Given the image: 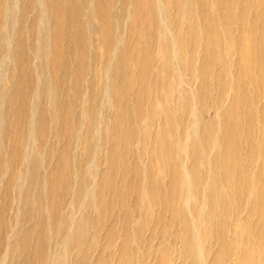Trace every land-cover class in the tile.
Wrapping results in <instances>:
<instances>
[{
  "label": "bare ground",
  "instance_id": "6f19581e",
  "mask_svg": "<svg viewBox=\"0 0 264 264\" xmlns=\"http://www.w3.org/2000/svg\"><path fill=\"white\" fill-rule=\"evenodd\" d=\"M1 3L2 0H0V9ZM45 6L43 11L48 14L45 23L49 29L47 40L51 39V41L44 45V51L38 47L36 49L39 55L38 65L43 70L44 76L46 75L44 81L48 82L54 91H50V87L41 88L37 99L38 109L28 123L32 124L38 140H44L40 138L45 132L48 137L55 139L57 156L52 165L48 162V155L40 157L33 151L27 157L29 163L25 166L23 175L28 176L30 183L33 184L32 188H37L38 193L30 195L27 194L28 188L23 189L21 198L25 201L26 213L27 215L30 213L33 225L19 228V220L17 221L15 229L17 238L4 249V258L0 259V263L105 264L118 252L117 264H125L126 261L127 264H146L150 255L151 237L145 236L144 232L154 231L157 227L162 230L166 225L179 223L182 225L184 235L183 243L178 249L180 264H203V258L207 259L210 255V264H223L218 259L223 257L226 250L232 252L233 262L230 264H264L262 237L264 233V92L260 96L264 88V0H254V2L212 0L215 18L208 16L203 24H197L195 28L191 25L185 33V38L183 30H180L173 45L174 56L180 62H189L190 77L193 79L197 77L196 94L193 99L195 104L201 103V110L193 118L198 122L203 142L199 147L195 140L189 141L191 147H198L194 158L199 152L207 149L211 142L210 134L215 125L218 127L217 122L214 124L204 118L203 114L207 109L217 110L220 128L223 124L226 126L224 129H219L217 142L221 148L210 155L208 166L203 167L201 174L195 179L184 174L188 181L197 186L202 181L203 173L206 179H210L209 186L204 188L200 196L198 195L203 207L208 209L200 220L198 237L203 243L201 236L206 240L212 238L213 245L218 247L214 253L209 249L204 251L192 240L188 232L191 226L190 210L184 212L168 204L154 210L163 196L171 198L174 194L177 165L171 155V141L175 136V125L170 114L171 106L167 105L163 96L155 95L152 107L147 110L143 108L142 102L148 98L143 92L146 91L145 86L150 90L149 66L152 58L148 50L153 43L151 40H143V34L136 38L132 34L128 35L127 38H130L132 45L117 51L112 65H109V85L113 87V92L108 94L112 109L108 114L106 131L108 141L104 156L106 168L94 180L89 192L70 200L74 209L81 208L77 211L74 228H71V231L68 228L72 234L68 236L69 243L67 246L60 244V234L65 233L69 223L57 216L59 207L65 196L73 189L81 193L86 187L85 180L73 182L69 174L71 151L67 138L73 135L71 124L65 116L68 94L64 92L63 87L56 88V85L65 77L74 80L72 92L74 96L79 97L80 73L89 68L88 78L94 82V74L98 72L96 61L98 56L97 52L93 51L94 47L92 51H87L82 44L83 32L80 28L82 22L75 17L77 3L62 4L59 0H45ZM24 9L23 7L20 10L23 12ZM17 10L18 27L13 34V41L18 53L16 64L7 68L6 72H9V79H13L12 87L17 90L19 101L23 102L25 96L26 102L27 91L24 88L27 83L26 66L19 62V48L24 49L23 37L21 39L20 33L22 14L19 7ZM218 10L225 14L220 21L219 18L217 19ZM103 36L108 44V47L104 45L105 54H110L109 36L106 32ZM200 38L201 43L198 42ZM202 42L200 53L204 56L199 57L196 64V54L193 51L195 47L199 49ZM44 55L48 61H45ZM230 59L232 62L229 65ZM214 62L219 64V69L216 71L212 68ZM227 73L231 76L230 96L226 106L220 108ZM211 77L214 78V83H211ZM155 82L163 85V78ZM135 86H139L142 91L136 93ZM211 90L216 93L215 99L207 98V93ZM124 91L127 93L126 97ZM85 95L87 98L85 114L88 118H92L97 113L95 107L97 98L92 92H85ZM8 102L9 100L5 101V106ZM135 103L137 104L133 105ZM158 106L159 108L156 109ZM185 107L186 105H183V108ZM24 108L25 106L19 110V115L15 118L17 128L19 122L24 123L26 120L21 114ZM54 117L59 118L57 124L54 122ZM143 118L150 123H159L154 135L148 134L145 130H141V133L143 141L150 145L151 166L158 160L163 170L169 173L170 181L166 188H162L158 180L147 179L131 164H127L124 157L126 145L133 137L131 131H128L129 127L135 122L144 120ZM100 119L106 120L103 113ZM51 121L54 122V126H58L52 135L48 127ZM254 123L262 125L260 128L262 135L251 138L250 131ZM120 127L123 129L117 131L116 128ZM0 131L6 136L9 134L10 126L3 121ZM56 137L67 141L65 147ZM119 139L124 146L121 151L116 152L112 143ZM83 144L84 153L88 152L90 145L86 141ZM44 145L52 146L53 142H46ZM245 148L246 152L243 156L241 152ZM255 155H260L261 162L256 167L254 180H251L246 175L245 168L251 165ZM3 160L5 159L0 152V171ZM45 166L48 170L41 175L39 170ZM118 171L123 173L121 179L115 178L118 176ZM3 174L2 170L0 175ZM9 177L12 178L11 174ZM156 183L158 185H155ZM39 187H42L43 191L39 190ZM139 189L142 194L146 191L147 200L153 205V210L147 209L133 223L130 200ZM190 198L196 201L195 196L190 195ZM111 204L115 209L105 210V205ZM43 209L48 212L46 215L51 220L41 215ZM235 209L239 215H245L241 230L229 224L230 213ZM165 213L168 215L167 219L162 218ZM116 222H120L121 225L115 226ZM5 223L0 212V236L3 228L6 231ZM251 233L254 235L253 240L250 238ZM173 235L178 234L175 232ZM116 237L120 238L121 244L115 248L113 241ZM140 246H146V250L135 252ZM95 252L97 256L94 257ZM155 253L157 264H170L169 252L162 243ZM52 254L58 256V259L55 260Z\"/></svg>",
  "mask_w": 264,
  "mask_h": 264
},
{
  "label": "rangeland",
  "instance_id": "374dc122",
  "mask_svg": "<svg viewBox=\"0 0 264 264\" xmlns=\"http://www.w3.org/2000/svg\"><path fill=\"white\" fill-rule=\"evenodd\" d=\"M62 4H71L75 2L78 4V8L75 12L77 20L82 22L80 27L83 32L82 44L87 51L97 52V67L98 72L94 74L95 80L91 82L88 78L89 68L87 71L80 73V96H74L72 92V85L74 80L67 79L65 77L62 81H59L56 88L63 87L64 92L68 94L67 109L65 111L66 119L71 124V134L73 136L67 138L70 142V177L72 181L85 180V190L79 193V190L74 189L68 193L63 199L59 210L58 217L64 218L63 221L69 223L65 229V233L60 234V244L66 245L69 243L68 236L71 234V228H74L77 211L81 208H73L70 204V200L74 197L82 196L84 193L91 190L94 180L97 176L103 172L106 168L104 156L106 154V148L108 146L107 141V124L108 114L112 109L108 98L109 92H113V87L109 85L110 69L109 65H112L114 54L132 45L128 35H133L135 38L138 35L143 34V40L153 41L150 45L148 53L152 58L150 64L149 85L150 90L145 86L146 91L144 94L148 95V98L142 102L144 110L152 107L154 96H163L167 105L171 106L170 114L175 125V136L171 141V152L174 163L177 165V179L173 188V196L167 198L162 197L161 202L157 203L154 210H158L162 205H170L179 209L190 210L191 226L188 228V232L192 237V240L197 246H200L204 251L208 250L211 253L217 251L218 247L213 245V239H204L200 233L201 218L206 215L208 209L203 207L201 198L198 197L204 192V188L209 186L210 179H206L205 173L199 186L195 183L188 181L184 174L191 176L195 179L202 172L203 167L208 166V160L211 154H215L221 148V145L217 142L219 129H224L226 126L220 128V120L218 118V111L213 108H208L203 114L204 118L210 120V122L218 123V127L215 128L210 134V144L207 149L199 152L197 157L194 155L198 152V147H191L189 145L190 140H195L199 147L202 146L203 138L199 132L198 122L193 118L201 110V103H194L193 97L196 94V80L197 77H190L188 66L190 63L179 61L174 56L173 45L175 38L178 36V32L183 30L184 38L186 37L187 29L197 24H203L205 19L214 17V9L212 7V0H59ZM254 2V0H251ZM23 4V5H22ZM238 6V5H237ZM25 8L21 11V39L24 49L19 48V62H22L26 66L25 77L27 83L24 86L27 91V99L25 102V96L23 102L19 101L18 92L12 87L13 79H9V72H6L7 68H11L16 64V56L18 50L13 41V34L18 27L17 21V8ZM45 6V0H2L1 3V20H0V129L5 121L10 126L9 134L4 136L0 131V152L3 155V175H0V212L2 213V219L6 225V231L1 232L0 236V259L4 258V249L9 246V243L17 238L15 229L17 227V221L19 220V228H28L32 226L33 221L30 217V213L27 215L25 201L21 198V192L23 189L28 188L30 195L37 194L38 189L32 188L33 184L30 183L28 176L23 175L25 173V166H27V157L35 151L40 157L48 155V162L50 165L56 159L57 149L55 146V139L51 136L48 137L45 132L44 135L38 140L37 133L34 131L32 124L28 123L30 118L35 114L38 109L37 99L40 95L41 88L50 87V91H54L48 82H45V76L43 70L38 65L39 55L37 53V47L44 51V45L50 42L47 40L49 32L45 23V14L43 11ZM213 13V14H212ZM217 19L219 21L225 15L220 10L217 11ZM137 18L139 20H137ZM19 19V16H18ZM250 20H248L249 22ZM238 24V23H237ZM107 33L109 36V43L111 46V53L105 54V48L108 47L106 38L103 36ZM25 42L23 43V41ZM150 41V42H151ZM202 39L198 40L201 43ZM106 45V47H104ZM203 42L199 49L196 47L193 51L196 54V64H198L199 57L203 58V54L200 53ZM130 50V48H129ZM36 51V52H35ZM229 54V53H227ZM45 61L47 57L44 55ZM231 64V59L228 61ZM89 63V62H88ZM90 67V64H89ZM214 71L219 69V64L212 63ZM17 77V76H16ZM15 77V78H16ZM163 78V85L156 83V80ZM211 83H214V78L211 77ZM136 93L142 90L139 86H135ZM231 89V76L227 73L225 76V89L222 99L220 100L219 107L222 108L228 103ZM85 92H92L97 98L96 102V114L92 118H88L85 114V107L87 106V98ZM264 92L262 89L260 96ZM125 97L127 96L124 91ZM216 93L211 90L207 93L208 99H215ZM9 100L5 106V101ZM19 104V105H18ZM137 103L133 104L136 105ZM183 105H186L183 108ZM25 106L21 114L26 117L24 123L19 122V128L15 125V118L19 115V110ZM159 106L156 108L158 109ZM103 113L106 120L100 119ZM58 117H54V122L57 124ZM144 120L135 122L129 127L128 131H131L133 137L126 145L125 160L127 164H131L132 167L147 179L158 180L162 188H166L170 181L169 173L163 170L162 165L157 160L152 166L149 163L151 160L150 145L143 141L141 130H145L148 134L154 135L159 127V123H150L145 118ZM53 121L48 124L51 129L50 135L54 130H57V125L54 126ZM161 127V126H160ZM262 125L254 123L253 129L250 131L251 138L261 136L262 132L260 128ZM123 129L122 127L116 128L117 131ZM19 133V134H18ZM84 138L85 140H83ZM245 139V137H243ZM64 147L67 143L66 140L56 137ZM241 139V138H240ZM242 140V139H241ZM86 141L90 145V150L84 153V144ZM46 142H53L52 146H45ZM243 142V140H242ZM115 146V151L119 152L123 148V143L119 141L112 143ZM246 148L241 154L244 156ZM261 162L260 155H255L251 161V165L245 168L246 175L254 180L256 176V167ZM48 168L45 166L39 170L43 175ZM116 179H121L123 173L118 171ZM11 174V177L9 175ZM155 185H158L156 183ZM196 188V189H195ZM39 190L43 191L42 187ZM26 194V193H25ZM19 195V198H18ZM190 195L196 197V201L190 198ZM131 212L133 217V223L138 220L140 216L147 209L153 210V205L148 202L147 194H142L139 189L136 195L130 200ZM31 208V206L29 205ZM105 210L109 211L115 209L113 204L105 205ZM194 208V210L192 209ZM160 212V210H159ZM48 212L42 210L41 215L45 219H50L47 216ZM92 216V213H91ZM154 218V215H153ZM163 219H167L168 215L165 213L162 216ZM244 214H238L237 209L233 210L229 216V224L238 230L242 229ZM51 220V219H50ZM4 225V227H5ZM9 225V226H8ZM48 225V224H47ZM119 227L120 222L114 223ZM70 231H69V229ZM68 231V232H66ZM104 232V231H103ZM101 232V234H103ZM177 233L174 236L173 233ZM73 233V232H72ZM243 233V231L241 232ZM145 236H150V255L146 264H157V257L155 251L158 249L160 243L167 249L170 255V264H180L181 260L178 256V249L181 247L184 235L182 232V225L176 223L175 225H166L162 230L157 227L154 231L144 232ZM72 236V234L70 235ZM264 238V233L262 234ZM68 238V239H67ZM251 240L254 239L253 233L250 235ZM64 241L66 243H64ZM115 248L121 244L120 238L116 237L113 241ZM146 250V246H140L135 249L138 253ZM50 251V250H49ZM54 259H58V256L51 255ZM93 256H97V252L93 253ZM118 252L105 264H117ZM223 264H230L232 260V252L226 250L223 257L218 259ZM19 262V261H18ZM203 264L211 263V255L207 258H203ZM1 264V263H0ZM63 264V263H61ZM127 264V261L125 262ZM142 264V263H140Z\"/></svg>",
  "mask_w": 264,
  "mask_h": 264
}]
</instances>
